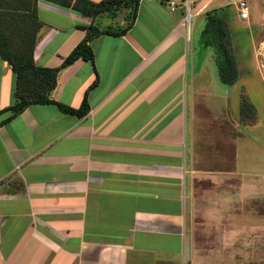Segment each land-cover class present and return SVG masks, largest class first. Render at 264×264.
<instances>
[{
  "label": "crops",
  "instance_id": "0c3cea01",
  "mask_svg": "<svg viewBox=\"0 0 264 264\" xmlns=\"http://www.w3.org/2000/svg\"><path fill=\"white\" fill-rule=\"evenodd\" d=\"M168 1L141 0L126 34L94 38L96 69L60 73L53 98L87 97L86 117L14 115L17 75L0 56V264H264V181L239 169L231 117L202 114L221 88L196 59L187 0ZM251 9L252 27L264 0ZM213 10L239 18L236 0H192L191 19ZM130 12L93 20L39 1L37 65L59 67L84 28H124Z\"/></svg>",
  "mask_w": 264,
  "mask_h": 264
},
{
  "label": "trees",
  "instance_id": "16d2710c",
  "mask_svg": "<svg viewBox=\"0 0 264 264\" xmlns=\"http://www.w3.org/2000/svg\"><path fill=\"white\" fill-rule=\"evenodd\" d=\"M39 1L71 9L93 20L104 15L114 16L122 8H129L131 9L130 20L128 25L121 29L113 27L101 29L97 25L84 28L87 31L86 37L59 67H42L37 65L35 60L38 35L43 27L38 14ZM140 1L0 0V56L12 66L17 75L15 105L8 110L13 111L14 115H18L33 104H52L65 114L86 117L90 112L87 97L78 109L62 104L53 98L52 95L58 86L60 73L80 59L90 61L96 69L95 55L90 42L101 35L122 36L126 34L135 22ZM206 19L207 26L203 31L202 42L205 47L215 49L216 64L222 83L230 86L235 85L240 79V72L227 20L222 16L221 10L208 12ZM97 80L95 84H97ZM241 106L242 114L252 108L255 110L251 103L242 101ZM24 189V185L20 184V191H24Z\"/></svg>",
  "mask_w": 264,
  "mask_h": 264
},
{
  "label": "rangeland",
  "instance_id": "374dc122",
  "mask_svg": "<svg viewBox=\"0 0 264 264\" xmlns=\"http://www.w3.org/2000/svg\"><path fill=\"white\" fill-rule=\"evenodd\" d=\"M259 2L260 0H251L250 5L258 6ZM257 10L260 12L259 9ZM124 14V12H120V19ZM234 16L236 15L234 14ZM129 20L130 14L128 15ZM250 20L243 21L235 17L228 22L236 61L242 73L241 80L228 93L225 90L229 89L230 85L223 84L221 81L216 64L215 49L205 47L202 42L207 19L204 16L197 20L192 18L190 24L193 34L191 45L201 50L196 59H198L200 66L203 65L204 68L210 69L211 80L221 88L217 93L222 98L210 102L204 98L201 100L202 114L205 115V110H209V106L211 107L212 104L215 111L211 110L210 113L208 111L209 117H227L229 123V116L231 117L233 130L242 133V137L238 138L237 143H235L237 147H234L232 151L237 149L238 167L247 172L245 180L252 184V182L264 181V21H257V23L255 22L257 26L251 27L248 24ZM110 22L114 24L113 26H117L116 21L110 20ZM214 82L212 83L213 87ZM247 95L252 99L255 110L252 108V110L242 114L240 113L241 101L252 104ZM229 97L231 98L228 99ZM233 158H235L234 155ZM259 190L261 195L262 192L264 194V187H260Z\"/></svg>",
  "mask_w": 264,
  "mask_h": 264
},
{
  "label": "built area",
  "instance_id": "2783aa9c",
  "mask_svg": "<svg viewBox=\"0 0 264 264\" xmlns=\"http://www.w3.org/2000/svg\"><path fill=\"white\" fill-rule=\"evenodd\" d=\"M168 4L170 5L172 11L176 9L175 0L168 1ZM185 5L189 11L188 16L186 17V21L188 22V24H190V20L192 17V13H191L192 0H187ZM236 5L239 11V18L243 21H249L251 19L250 0H236ZM1 228H2V221L0 220V230Z\"/></svg>",
  "mask_w": 264,
  "mask_h": 264
}]
</instances>
